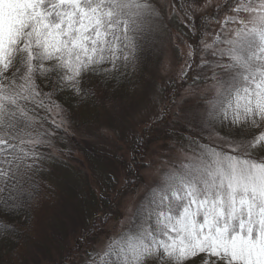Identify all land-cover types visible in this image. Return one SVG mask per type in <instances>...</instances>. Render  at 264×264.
Masks as SVG:
<instances>
[{
  "label": "snow or ice",
  "instance_id": "6c2138e0",
  "mask_svg": "<svg viewBox=\"0 0 264 264\" xmlns=\"http://www.w3.org/2000/svg\"><path fill=\"white\" fill-rule=\"evenodd\" d=\"M230 10L226 34L205 45L216 59L197 65L212 70L214 95L188 121L214 143L190 138L195 155L164 173L136 206L132 227L89 251L84 264H264V0H236ZM160 15L154 0H0L4 216L37 195L38 148L49 133L36 109L59 108L52 97L65 90L94 97L82 87L87 75L134 68ZM10 229L0 220V233ZM96 231L95 223L86 229ZM73 261L70 253L65 264Z\"/></svg>",
  "mask_w": 264,
  "mask_h": 264
},
{
  "label": "rangeland",
  "instance_id": "374dc122",
  "mask_svg": "<svg viewBox=\"0 0 264 264\" xmlns=\"http://www.w3.org/2000/svg\"><path fill=\"white\" fill-rule=\"evenodd\" d=\"M154 2L160 18L153 22L142 62L130 66L136 85L93 113L53 108L49 124L42 126L49 135L38 148L44 158L37 173L45 183L46 200L26 227L29 243L18 250L22 258L16 264H61L78 245L82 248L73 264H84L89 251L100 250L108 237L132 227L136 206L164 173L195 155L190 138L214 143L198 128L189 129L188 121L214 95L212 70L197 65L202 58L216 59L211 50L205 55V45L226 34L222 23L235 15L230 8L236 0ZM234 27L229 25L228 31ZM149 127L138 163L134 151ZM220 132L227 134L226 129ZM92 223L97 231L82 243Z\"/></svg>",
  "mask_w": 264,
  "mask_h": 264
},
{
  "label": "trees",
  "instance_id": "16d2710c",
  "mask_svg": "<svg viewBox=\"0 0 264 264\" xmlns=\"http://www.w3.org/2000/svg\"><path fill=\"white\" fill-rule=\"evenodd\" d=\"M143 50L140 52L139 59L135 64L142 62L145 51ZM38 83H40L43 91H49V86L45 81L41 80L38 81ZM136 83L137 81L132 76L129 67L126 70L121 69L119 72L113 73L107 77L103 75H87L82 87L86 90L92 89L95 92L94 97H80L75 95L71 90H65L56 93L52 99L57 105H59V108L63 113L72 114L79 111L93 113L105 109V107L109 106L112 101L120 95L128 93ZM175 94L176 91H173L170 95L173 97ZM48 103L49 102L46 100L45 104ZM49 113L50 111H45L43 108L36 109L37 116L41 118L37 121L38 126L41 123L42 126H47L49 124ZM150 129L151 127L143 132L141 135L142 139L140 138L134 151L133 158L138 163L144 156V153L141 152V148L145 146V142L150 138ZM143 150H145V148ZM34 182L38 185L37 195L30 205L24 206L14 215L9 214L8 216H4L3 212L0 211V220H7L11 224V229L7 234L0 233V264H16V262L22 258V256L18 257V250L22 251L29 243V236L26 227L34 222L38 211L46 200L45 183L38 175L37 171L34 174ZM89 234L90 233H86V236L81 239L82 243ZM80 248H82V245H78L72 250L75 252V255L78 254ZM70 253L71 250L66 255V258ZM61 264H65V262L63 261Z\"/></svg>",
  "mask_w": 264,
  "mask_h": 264
}]
</instances>
